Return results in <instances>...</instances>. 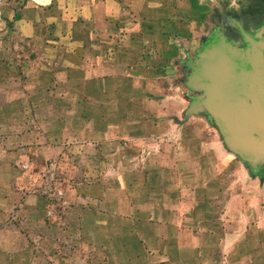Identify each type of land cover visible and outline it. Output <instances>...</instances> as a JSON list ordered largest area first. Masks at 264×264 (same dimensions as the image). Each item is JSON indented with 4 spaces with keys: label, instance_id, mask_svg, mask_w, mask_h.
I'll use <instances>...</instances> for the list:
<instances>
[{
    "label": "crops",
    "instance_id": "1",
    "mask_svg": "<svg viewBox=\"0 0 264 264\" xmlns=\"http://www.w3.org/2000/svg\"><path fill=\"white\" fill-rule=\"evenodd\" d=\"M208 7L207 0H0L1 29L13 28L25 42L44 45L40 54L53 66L39 69L38 79L48 88L28 104L52 109V115L24 116L22 125L10 128L7 147L0 142V172L4 154H23L24 161L40 166L59 160L66 172L60 174L69 179L62 184L70 210L57 226L65 224V235H80L78 247L89 252L87 258L72 255L70 262L59 255L68 246H40L31 259L35 246L27 244L38 232L21 229L14 235L24 246L10 236L5 237L9 246H1L0 230L6 262L0 264H264V240L262 246L254 244L256 234H264V215L241 246L242 233L233 223L236 196L225 201L231 219L220 232L206 204L216 199L211 186L202 182L194 198L183 196L180 187H196V182L194 174L181 171L176 150L169 149L166 163L164 151L137 162L142 140L160 134L145 132L146 117L132 111L154 102L135 97L166 86L159 75L177 56L174 34L191 26V11L202 19ZM12 79L28 83L24 70ZM109 92L126 97H109ZM94 97L98 106H115L116 114L86 113L83 108L94 106ZM263 170L255 172L257 177ZM22 191L17 184L0 194V217L4 208L22 202L26 227L34 223L42 236L52 234L54 223L41 211L33 216L39 212L37 198L22 197Z\"/></svg>",
    "mask_w": 264,
    "mask_h": 264
},
{
    "label": "rangeland",
    "instance_id": "2",
    "mask_svg": "<svg viewBox=\"0 0 264 264\" xmlns=\"http://www.w3.org/2000/svg\"><path fill=\"white\" fill-rule=\"evenodd\" d=\"M207 2L209 10L205 17L201 19L200 12L191 11L188 15L191 26L180 28V34H174L175 39L178 40L174 43L178 51L177 56L173 63L168 65L169 68H165V71L159 75V80L166 86L163 85L161 90L148 91L143 96L135 97L145 102L149 100L154 102V106L132 108V111L134 115L146 117L147 120L143 123L145 132L151 133L153 130L155 135L160 134L157 138L142 140L137 162L146 163L149 157L164 151L166 155L163 156L162 161L166 163L169 149L176 150L177 162L182 164L181 171L194 174L192 179L196 182V187H180L183 196L194 198L196 188L199 190L202 182L211 186L212 197L216 199L206 204L211 209L213 222H217L216 226L219 230H223L224 226L221 225L226 222L225 220L231 219L230 213H227L229 209H224L225 201L231 195L236 196L239 203H235L233 212L236 214L233 223L237 231L242 233L241 246H243L247 244L249 234L254 232V230L249 231L255 224L254 221L258 222L264 215V170L262 176L257 177L247 164L226 149L218 129L205 110L188 113L191 103L202 94L189 87L193 75L189 63L195 62L198 55L203 52L205 44L215 38L218 22L225 24L228 16L233 17L242 12L241 2L235 4H231L230 0H215V3L213 0H207ZM182 32H186V35H182ZM42 49L44 45L42 48L41 43L25 42L14 33L13 28L4 30L0 27V142L4 147L9 144L10 128L22 125L24 116L32 115L34 118L35 113L40 112L52 115V109L28 106L31 101L37 102L36 98H42L46 94L44 89L48 88L47 81L41 84L38 79L40 68L52 66L49 60L41 56ZM188 54L189 57L186 56ZM20 70L22 72L24 70L28 83L25 84L23 79L12 82L13 75L18 74ZM121 93L109 92V97L120 96L124 99L126 95H120ZM94 100L97 101H93L94 106L83 108L86 113L91 110L92 114H116L115 106H98L99 99L94 97ZM31 125L36 126L35 123ZM127 129V124H124L122 130ZM1 158L4 167L0 172V194L7 193L8 187L12 190L19 184L23 187L22 197L37 198L39 212L33 216L38 217L41 211L43 218L54 223L52 226L55 228L52 234L42 236L34 223L30 228L26 227L29 221L26 216L28 212H25L23 203L17 201L13 206L4 208L5 212L0 217L1 246H9L6 243V236L16 241V246H24L20 242V237H16L14 233L26 228L38 232L32 236L30 244H27V246H35L29 251L31 259L33 254H38L40 246H68V249L63 250L59 255L69 258L70 262L73 261L72 255L89 257L87 250L78 247L82 246L80 235L72 233L65 235L61 230L65 224H60L59 228L57 226V223L62 222V216L70 210L69 204L64 201L65 187L62 184L63 179H69L60 174L66 172L62 167H58L59 160L51 159L46 166H40L24 161L23 154H4ZM74 180L73 177L70 179V181ZM254 212L258 215L257 218L252 217ZM256 236L254 244L262 246L264 234L257 233ZM75 246L77 250H74ZM0 260L5 262L3 255H0Z\"/></svg>",
    "mask_w": 264,
    "mask_h": 264
},
{
    "label": "water",
    "instance_id": "3",
    "mask_svg": "<svg viewBox=\"0 0 264 264\" xmlns=\"http://www.w3.org/2000/svg\"><path fill=\"white\" fill-rule=\"evenodd\" d=\"M247 47L222 39L190 62L189 87L202 93L188 113L205 110L226 148L245 164L264 166V40Z\"/></svg>",
    "mask_w": 264,
    "mask_h": 264
},
{
    "label": "flooded vegetation",
    "instance_id": "4",
    "mask_svg": "<svg viewBox=\"0 0 264 264\" xmlns=\"http://www.w3.org/2000/svg\"><path fill=\"white\" fill-rule=\"evenodd\" d=\"M242 12L233 17L228 16L225 24L218 22L215 38L208 41L203 47V52L211 48L213 44L221 41L237 44L240 48L247 47L246 37L252 42L264 40V0L241 1ZM202 95V94H201ZM264 166L256 165L254 172L262 171Z\"/></svg>",
    "mask_w": 264,
    "mask_h": 264
},
{
    "label": "clouds",
    "instance_id": "5",
    "mask_svg": "<svg viewBox=\"0 0 264 264\" xmlns=\"http://www.w3.org/2000/svg\"><path fill=\"white\" fill-rule=\"evenodd\" d=\"M213 2L215 3V0H213Z\"/></svg>",
    "mask_w": 264,
    "mask_h": 264
}]
</instances>
